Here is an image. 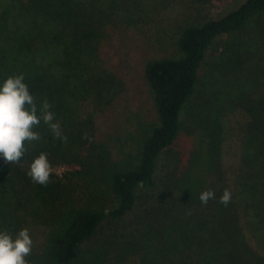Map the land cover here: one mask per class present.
<instances>
[{
    "label": "trees",
    "instance_id": "trees-1",
    "mask_svg": "<svg viewBox=\"0 0 264 264\" xmlns=\"http://www.w3.org/2000/svg\"><path fill=\"white\" fill-rule=\"evenodd\" d=\"M141 3L142 0H0V84L9 76L23 74L38 107L45 98L48 100L55 121L67 137L66 141L53 139L47 125L41 122L34 130L42 138L26 142L27 151L18 164L6 163L0 157V231H16L29 217L59 222L48 247V259L53 264H112L108 260L110 247L94 242L99 228L107 219L120 220L130 214L141 188L158 186L160 158L178 142L185 129L182 113L197 91L214 41L242 31L256 16H264V0H243L219 18L199 14L180 25L176 41L180 55L149 58L145 64L144 78L156 119L143 129L136 153L106 158L94 149L93 121L78 119L77 109L64 100L67 92L59 79L66 77L63 65L67 43L96 38L106 24L139 23L142 16L138 13L144 11ZM259 27L264 32V19ZM235 49L232 59L240 62L241 55ZM261 71V75H248L254 84L247 108L251 116L248 152L254 154L249 164L255 161L257 168L247 170L241 192L245 206L259 210L255 215L261 216L260 223L264 224V70ZM42 152L48 158L55 155L74 165L76 168L66 177H86L92 182L89 187L94 186L99 196L85 200L81 194L72 201V194L71 199L66 196L67 184L57 181L53 174L46 186L34 183L27 174L28 166ZM201 156L200 150H194L187 164L176 159L171 165L167 163L162 183L167 190L177 189L182 203L206 206L211 212L204 215L221 225L224 234L241 231L232 197L225 206L219 202L223 192L215 190V199L207 205L201 203L200 193L213 191L223 175L220 157L206 160ZM101 194L104 198L99 201ZM57 214L60 217L56 218ZM130 237L129 248L120 246L114 255L118 264L127 258L128 251L129 262L130 256L136 254L137 244Z\"/></svg>",
    "mask_w": 264,
    "mask_h": 264
},
{
    "label": "rangeland",
    "instance_id": "rangeland-1",
    "mask_svg": "<svg viewBox=\"0 0 264 264\" xmlns=\"http://www.w3.org/2000/svg\"><path fill=\"white\" fill-rule=\"evenodd\" d=\"M242 1L142 0L144 11L138 10L142 16L139 23L106 24L98 38L67 43L66 77L59 83L67 92L64 100L77 109L78 119L93 121L97 154L119 159L136 153L143 129L156 119L144 78L145 64L149 58L180 55L176 45L180 25L199 14L219 18ZM263 19L254 17L242 31L219 38L210 47L197 91L182 113L185 129L160 158L158 186L141 188L130 214L120 220L107 219L98 230L94 242L110 247L108 260L112 264H118L114 257L118 247L129 248V236L137 251L130 256L131 262L128 251L121 264H264V224L260 223L261 216L255 215L259 210L245 206L241 192L247 170L257 168V162L249 164L254 154L248 152L251 116L247 108L254 84L248 75H261L264 70V32L259 27ZM235 48L240 62L232 59ZM194 150H200L201 159L220 157L223 175L213 191H231L241 231L230 229L224 234L221 225L204 215L211 212L206 206L182 203L177 189L167 190L162 183L166 164L171 165L174 159L187 164ZM48 160L56 180L67 184L69 199L71 194L72 201L81 194L85 200L99 196L86 177H66L74 165L55 155ZM102 198L101 194L99 201ZM34 220H23L9 234L15 238L27 228L33 239L27 264H53L48 259V247L59 222Z\"/></svg>",
    "mask_w": 264,
    "mask_h": 264
},
{
    "label": "clouds",
    "instance_id": "clouds-1",
    "mask_svg": "<svg viewBox=\"0 0 264 264\" xmlns=\"http://www.w3.org/2000/svg\"><path fill=\"white\" fill-rule=\"evenodd\" d=\"M50 109L46 98L38 107L23 74L9 76L0 84V157L6 163L18 164L27 151L26 142L42 138L34 130L41 122L47 125L53 139L67 140ZM27 174L34 183L45 186L49 183L52 167L47 153L42 152L33 159ZM231 196V191L225 189L219 202L227 206ZM199 199L207 205L210 199H215V193L205 190ZM32 247L33 239L27 228L20 230L15 238L7 231H0V264H27L26 257L31 254Z\"/></svg>",
    "mask_w": 264,
    "mask_h": 264
}]
</instances>
